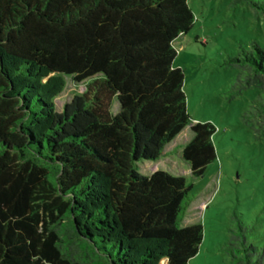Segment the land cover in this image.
<instances>
[{
	"label": "trees",
	"instance_id": "obj_1",
	"mask_svg": "<svg viewBox=\"0 0 264 264\" xmlns=\"http://www.w3.org/2000/svg\"><path fill=\"white\" fill-rule=\"evenodd\" d=\"M264 17V1L249 0ZM187 0H0V264H188L203 228L181 225L191 186L157 170L187 126L191 174L216 158L211 123H193L173 67ZM229 63L232 94L261 91L243 117L264 136V46ZM66 77L85 83L61 111ZM114 101L118 103L113 111ZM243 232V229L240 228ZM233 264H263L238 232Z\"/></svg>",
	"mask_w": 264,
	"mask_h": 264
},
{
	"label": "rangeland",
	"instance_id": "obj_2",
	"mask_svg": "<svg viewBox=\"0 0 264 264\" xmlns=\"http://www.w3.org/2000/svg\"><path fill=\"white\" fill-rule=\"evenodd\" d=\"M187 3L194 21L175 39L172 65L184 72L186 108L193 123L209 122L214 127L216 158L201 176L191 174L181 156L193 134L187 126L157 161L141 160L135 167L144 176L166 171L191 186L190 206L180 224H200L203 237L188 264H233L226 249L231 235L238 232L257 248L256 255L264 253V136L258 137L243 117L261 89L248 87L232 94L240 68L228 61L252 42L264 46V17L249 0ZM84 89V82L66 77V86L55 99L58 111ZM117 109L114 101L112 110Z\"/></svg>",
	"mask_w": 264,
	"mask_h": 264
},
{
	"label": "crops",
	"instance_id": "obj_3",
	"mask_svg": "<svg viewBox=\"0 0 264 264\" xmlns=\"http://www.w3.org/2000/svg\"><path fill=\"white\" fill-rule=\"evenodd\" d=\"M165 153H167V152H165ZM165 153H164V154H165Z\"/></svg>",
	"mask_w": 264,
	"mask_h": 264
}]
</instances>
